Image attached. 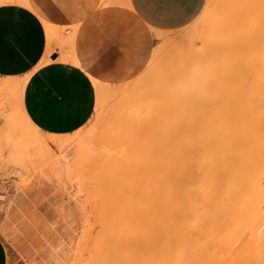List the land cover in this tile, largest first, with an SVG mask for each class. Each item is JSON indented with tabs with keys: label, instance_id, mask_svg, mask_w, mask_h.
Here are the masks:
<instances>
[{
	"label": "bare ground",
	"instance_id": "6f19581e",
	"mask_svg": "<svg viewBox=\"0 0 264 264\" xmlns=\"http://www.w3.org/2000/svg\"><path fill=\"white\" fill-rule=\"evenodd\" d=\"M214 1L207 0L206 2L209 6V4L211 2H212L211 4H213ZM217 1H219V0H217ZM227 1L229 2V5L227 8L226 7L224 8L225 3L221 4L223 9L224 10L226 9V11H224L220 7L221 5H219V8H220L219 12H222L224 15L220 14L218 12L217 15L215 14L216 16H214L215 20H213L210 17L214 24L213 23H209V24L210 25L212 24L213 26L212 25H211V27L207 26L206 29L201 28L200 29V30H202L201 32L199 31V29L197 30L198 33L195 31L198 28V26L200 25V23H199V25H198V23H195L193 25H188L186 27H183L179 30H174L172 32L171 31H154V36L157 39H160V38L164 39V38H166V36H168V34L174 35L177 33L175 36L170 37V39H166L167 44H166V51H165L166 58H169V59L172 58L173 59V58L179 57L177 59H179V60L181 59L180 61L178 60L179 62H177V64H175L178 66L177 68H179V71H176V72L174 71V73L178 74L179 77L180 76L181 77L178 80H176V82H174V80L176 79V77H174L175 79L172 81L175 83L174 86H170V84H167L168 86L164 85L167 87H164V86L160 87L159 86L160 84L158 83V80L161 79V78H159V76L161 74V68H159L160 70L157 69L158 71L156 70L158 72V74H156V76L150 74L152 71H151V69L150 70L148 69V70L144 71V73L142 75L140 74V76H138V78L135 77L134 80L132 79L126 83L120 84L117 87H113L111 85L95 84L96 85V93H97V96L99 98L98 103L103 101L102 103H100L102 106L99 107L100 112L98 114L99 118H100L99 121L102 122V123L100 122V125H102L103 122L104 123L105 122H112L113 119L115 118L114 115H116L117 117H121V120H120V118L117 119L120 121V122L118 121L119 123H121L123 125L128 123L129 125L131 124L133 127V128L131 127L132 128V131H131L130 130L131 128L129 126V128H130L129 131H131V132H129L127 130V132H128L127 136L130 133L129 137H126L124 134H123L124 135L123 137L129 138V140H131L130 143L133 144L132 146L136 148V149L135 148L134 149L137 150V152L135 151L132 155H129L127 158L116 159L117 158L116 157L113 160L111 158H108V156L106 157V155H108V154H106L105 151H107V150H105V149H103L105 151L100 150V148H99L100 141L108 140L110 137H114L113 136L114 134H112L113 130L111 133V130L109 127H107L106 123L103 124V126L105 125V127H103V128H98L100 125L98 127H94L93 131L91 132L92 134L94 132L93 136L90 135L91 134L90 131H86V132H79L71 138H67V137H63V136H55V135H49V137H44L41 135L40 131L29 121L28 117L25 115V113H23L24 111L22 110L23 111L22 112L20 110L21 108H19V111H16L14 113L12 112L13 113L12 115L10 113V116L8 115L7 116L8 118L7 117L5 118V120L6 119L7 120H6L5 125L3 127L4 130L5 131L10 130L11 133L12 134L14 133L15 135L19 134L22 136L23 139H21V141L10 142L11 135L8 136L7 135L8 133H6V135L8 136V137L7 136L6 137L9 138L10 140L6 141L7 139L5 138V141L8 143H5V141L2 140V138L0 139V141L1 140L3 141V142H0L1 143L0 147H2V148H0V151L3 153L6 150L9 151L8 156L5 155L4 157L0 158V160H3V158H6L3 161H1L2 162L1 164L4 163L5 165H7L9 162H15L14 161L16 159L15 156L22 154V155L26 156V162L30 161V160L31 161L34 160L33 162L36 163L38 166L40 165L39 163L44 164L43 166H41L42 164L40 165L41 169H43L45 167V170L39 171L41 177H38L35 174V173H39V172H35V173L33 172L35 175L32 177V179L29 182H27V183L24 182L23 184H20V183L18 184V182H17V184L13 183V185H11L12 191H14L16 193V192H18L22 189H25L27 187H30L32 185L48 184V185L57 186L58 188L62 189L65 192L68 188V183L70 184V182H71V181L70 182H68V181L74 177L73 180H74L75 185H76L75 187H77V190L84 195V197H82L84 199L81 198L82 201L79 198L80 199L79 200L80 201L79 206L81 204V206L79 207V210L81 212L80 213L81 221L83 223V227L81 229H84V230H82V232L80 234V238H78L79 242L78 241L76 242V244H78V245L77 246L75 245L74 246L75 248L73 247L74 249L72 248L74 250L73 251L74 253L71 250V252L74 256H78V254H79V256L77 258H79V259H80V257L83 258V256L86 254H87L86 256H89V258H90V255H93L92 259H93V257H95L94 259L103 258L104 255H108L107 254L108 252L110 253V251H109L110 247H108L109 242H110L109 245H111V248H112L111 251L114 250V248L112 247V244L114 242L113 239H115L116 242L119 241V240H116V238L118 239L117 234H119L121 232V229H118L120 227H113L112 226L114 224L113 223L114 219L112 218L113 221H111L107 217V216H109V215H107L109 213V210L112 208H108L109 206H107V205H109V202H110L111 206L112 205L115 206L117 204L119 206L120 210L124 209L123 211H125V210L127 211L128 209H126V208L128 207L130 209L129 205L132 204L131 201L135 198V196H136V198H138V201L141 199L139 204L142 202L143 208L142 207L139 208L140 212L137 214L138 218H139V220H138L139 224L136 223V224H138V227L135 228L136 230L133 229L134 234H132V236L135 237L138 244L140 243L139 249H141V252L146 253V254L157 253L158 257L159 256H167V255L171 254L170 252L173 250L172 246L173 245L176 246V244H178L181 241L179 243V245L182 244V246L178 245V250H177V248L175 249L176 253H178V254H184L183 252L187 253L186 250H188V248L183 250V247L185 246V244H183V242H188L190 237H193L196 234L198 227L200 226L201 220L199 219L198 214H200L201 211L203 210L204 204L207 200V198L204 195H201V191H203V188H205V186L209 185V184L220 190L219 196H213L212 197V200L214 202V206H213L214 210L212 213L213 219H216L221 214H224V216H223L224 219L220 223H218V225L216 227L215 235L217 234V235L232 236L233 237V236H237L238 234L241 233L243 235L247 234L249 236L248 237L246 235L247 238H244L246 241H247V239H250L252 242V239L254 237L256 239H257V237L258 238L260 237V239H258V240L264 241V239H263L264 238V228L262 229V227H261L264 224V220H263L264 219V217H263L264 216V192L262 191V188H261L262 187L261 176L258 174L256 169H252L250 171V173H249L250 175L247 177L248 179L246 177H244L243 174L240 175V173H239V171H240L239 166H241L239 163L242 161L241 162V164H242L243 159H249L253 163V161L255 162L257 160V157L259 156V154H257L258 156H256V153L254 152L255 149L253 150V147L250 146L251 145L250 142H249V144L246 143L247 140L244 142L245 137H243L242 138L243 141H241L242 143L243 142L244 143L243 144L241 143L242 145L239 143L241 146H238L235 143V136L232 133V128L229 126L231 122L229 121L230 119L228 120V118L230 116L228 118L226 117L227 120L223 117V121L220 123V125H218L217 128L213 130L214 131L213 135L218 137L217 144L212 148L213 154L209 155V156L207 155V157L205 159L191 160L192 168L187 162V161L190 162V160H178V161H176V163L177 162L178 163L176 164L177 172L175 170V172H176L175 177L172 173V159L169 157V152H168V148H167V145H168L167 144V141H168L167 129L169 127L167 125V122L171 118V114H172L171 113V109H172L171 107H172V102L174 100V97L184 96V95L189 94V93L191 95L192 91L195 90L194 83L197 80L196 77H202V75L203 76H209L213 73V71H214V74H216V70H213V71L211 70L214 67L210 66V65H212V63H210L208 60L211 59L213 56H216L214 52L217 51L216 48L218 46L217 45L211 46V44L213 42H217L216 41L217 36L220 35L219 33L221 31H222L221 40H223V42L225 41V44L222 43V44H224L222 46H227L228 45V43H227L228 39L226 38V36L228 34L225 35V34H223V32L227 33L226 30H232V29L235 30V27L238 26L237 21L240 18L242 20H247L250 16H252L253 14L260 11V7L258 4L259 0H230V1L227 0ZM222 2H223V0H222ZM259 13H257V14H259ZM219 14H220L221 18L219 16ZM257 14H255V16ZM260 16H262V15L260 14ZM257 17H258V15H257ZM262 19H263V17H262ZM205 21H206V18H205ZM208 21H207V25H209ZM239 21L241 22V20H239ZM262 21L264 24V20H262ZM252 22H253V20H252ZM257 22H258V20H257ZM254 23H255V21H254ZM258 23H260V21ZM261 24H262V22H261ZM244 25H245V23H244ZM253 25L255 26V24H252V26ZM205 26H206V24H205ZM263 27H262V30L264 31ZM199 28H200V26H199ZM242 28H244V27L242 26ZM47 29H48V33H47L48 35L50 34L54 38H56L59 35V32L57 30H53L54 28L51 29L49 27ZM223 29H225V31ZM218 30H219V33H217ZM249 30L253 31L254 27H253V29L250 28ZM215 31H217V32H215ZM246 32H247V29H246ZM260 33H262V37L260 36L261 35ZM251 34H253V33L251 32ZM255 34H256V32H255ZM215 35H217V36L212 37ZM229 35H230V33H229ZM231 35H232V33H231ZM235 36H236V33H235ZM255 36L257 37V40H260V39L263 40L264 32L261 31V32H259V36H258V34ZM223 37H225V40ZM252 37H254V35ZM258 37H260V38H258ZM214 38H216V40ZM218 38H220V36ZM194 39H196V40L193 41ZM250 40L252 41V39H250ZM255 40H256V38H254V41ZM261 40L259 42L260 43L262 42V44H263L264 42ZM191 41H192V43H190ZM218 42H219V39H218ZM64 43H67V42L65 41ZM182 43H184V44H182ZM251 43L248 45H251ZM255 43H257L258 45H261L256 41H255ZM255 43H252L253 44L252 47H255L254 45H257ZM62 45L65 46L64 44H62ZM233 45H234V43H233ZM258 45L256 47H258ZM220 46H221V43H220ZM234 46H236V45H234ZM239 46H241V45L239 44ZM228 47H230V46L228 45ZM259 47H258V53L259 54L257 55V58L251 57V53L250 54L248 53V55H247L248 57L244 55L243 60H242V58H241V60L239 58L238 59L235 58L236 60L234 59L235 61H233L232 60L233 57L236 56L235 52L230 53L231 54L230 56L235 54V56H232V58H230L231 61L228 58L230 63L232 61L236 62L238 60L239 61L247 60L245 62H248L251 60V58L254 59L253 63H255V62L256 63L254 64V66L251 67V68L254 67L253 70H251V68H250V70L252 72L250 71L248 74L252 73L251 74L252 76L255 74L256 77L262 78L259 81L262 80L261 84L263 83L262 86L259 87V85H261V84L257 83V82H259L258 79L254 80V77L252 78L253 81H255V84L256 83L258 84V86H256L255 84L251 85L252 82L250 84L251 86H254V87L256 86V89H258V90L253 89V88L248 86L251 90H253V92H254V90H256V92H254V93H257V91L259 93L260 92L259 90L261 89V87H263L262 90L264 91V48H262V46H261L260 47L261 50H259ZM225 49L229 50V48L228 49L225 48ZM234 49H236V48L234 47ZM162 50L159 49L157 51L154 50L152 52L150 61L148 62L151 68L153 66H155V64L158 65V63L155 62L156 60L162 62L160 60L161 58L158 60V57L163 53ZM223 50L224 49L221 48V51H223ZM218 51H220V50H218ZM218 51H217V53H218ZM229 51H232V49ZM235 51L238 53H241V50H239V51L235 50ZM259 51H261V52H259ZM226 52H227V54L229 53L228 51H226ZM221 54H219V55H221ZM227 54H226V57L228 56ZM221 56H223V54ZM237 56H239V55H237ZM245 57H246V59H245ZM248 58H250V60ZM62 59L65 61H68L69 59H71L73 62H76V61H74V58L71 56L70 53H66L65 55H63ZM177 59H176V61H177ZM220 59H221V57H220ZM255 59H257L258 62L255 61ZM215 60H216V58H215ZM224 60H227V59H224ZM223 61L221 63L225 65L226 62H223ZM251 61H250V65H253L251 63ZM238 62H236L235 64H233V63H231V64L235 66ZM245 62H243V64L241 62L238 63L240 68L242 67V65H243V67L245 66L244 65V64H246ZM165 63L169 64L170 62H165ZM222 64H219V65H221V67L219 66L220 67L219 69L223 73V74L221 73L223 75L222 78H221V76H218L219 78H217V80H216L217 76L215 75L216 77H214V75H213L214 79L217 82L219 80V83L221 82L220 80L225 81L224 80L225 79L224 73L226 75L228 73L230 74L229 70L231 69V73H232V70L234 69V66L232 67L231 64L228 63L226 65H230L233 69L230 68L229 66L225 65L224 66L225 69H226V67H229V69L227 70L228 73H226L225 72L226 70L224 69V67L222 68V66H223ZM247 64L249 67V63H247ZM159 65H158V67H159ZM175 65H173V68L176 67ZM238 65H236L237 67H235V70L237 69V71H238V69H240V68H238ZM161 66H163V63H161ZM169 66H171V65H169ZM155 67H157V66H155ZM246 67H247V65H246ZM242 69H241L240 73L243 71ZM248 71L246 70V72H248ZM238 72H237V74H239ZM171 73L173 74V72H171ZM217 73H218L217 75H220L219 71ZM232 74L234 75L235 73H232ZM244 74H245V71H244ZM182 75H183V77H182ZM194 75H196V76H194ZM172 76H174V75H172ZM242 76H243V72H242ZM242 76H241V74H239V77L236 76L239 78L238 82L243 81L244 78L246 77V78H248L247 79L248 80L247 85H248L249 84L248 82H250L249 75H248V77L247 76L242 77ZM229 77H230V75H229ZM165 78H167V77H165ZM240 78H241V80H240ZM5 79H9V78H5ZM15 79H17V78H14V81L12 80V81H7V82H4V80L2 81V79H1L2 83H0V94H5V93L8 94L9 90H12L13 93H15V94H19L20 91L22 92V90H23L22 84L24 85V83L22 82V79L21 80L19 78H18V80H15ZM168 79H170V78H168ZM226 80H229L228 75H227ZM25 81H26V79H25ZM223 81H222V83H224ZM233 81H235V80L233 79ZM217 82H216V84H217ZM235 83H236V81H235ZM242 85H244V84L242 83ZM247 85H245V86H247ZM237 86L241 87V85H239V84ZM219 88H221V86ZM223 88L224 87H222L219 90H222ZM249 88H247V89H249ZM239 89H241V88H239ZM7 90H8V92H7ZM223 90L225 91V89H223ZM227 90H230V89H227ZM251 90H250V92H252ZM12 91H10V92H12ZM137 91H139V92H137ZM131 93L139 94V96H137V98H135V99H131L129 97V94H131ZM260 93L264 95V93H262V92H260ZM10 95H9V97H10ZM17 97H19V96H16L15 100H17ZM5 99L6 98H4V100ZM10 99H12V98H10ZM112 99L115 100L117 104H118V101L122 100L123 105H125L124 110H122V108H123L122 107L118 113V111L113 110L112 107H114V106L106 107V106H108L107 102L111 103L113 101ZM135 104H136V108H134ZM1 105H4V104H1ZM119 106H120V104H119ZM132 106H133V108H132ZM112 110H113V112L115 111L116 114H113ZM159 116H162V118L160 119ZM99 121H98V123H99ZM114 122H117V121L114 120L113 123ZM123 125L120 126L121 129H125V130L128 129V128H126V127H128L127 125L125 128L123 127ZM106 127H107V129H106ZM104 128L106 131L104 130ZM111 129H113V128H111ZM98 131H102V134L99 135L97 133ZM4 134H5V132L3 131V135ZM3 137H5V136H3ZM261 138H263V137H261ZM161 140L163 141V144L160 142ZM261 140H263V139H261ZM94 141L96 142V145H95ZM49 142H51L58 150H61L65 144H72L73 143V148L76 147V149L72 152V154H76V157H75L76 162H68V161H66L67 159L64 156L56 155V153H54L50 149V147L48 145ZM102 145H105V144H102ZM124 146H125V144H124ZM90 147L97 148V149L99 148V150L101 151L99 153L101 155H99V153L98 154L94 153L93 149H90ZM100 147H101V144H100ZM1 149H3V150H1ZM122 149H124V148L122 147ZM110 150H111V148H110ZM111 151H109V152H111ZM140 151L142 152V154L145 155V156L144 155L142 156V157H145L143 160H140V158H137L136 153L138 154ZM1 152H0V155H1ZM102 152H105L106 155L103 154ZM109 152H107V153H109ZM263 152H264V150H263ZM142 154H140V157ZM263 155L261 153V156H263ZM1 156H3V155H1ZM150 157H152V159ZM17 160L18 159H16V161ZM21 160H23V159H21ZM27 163H29V162H27ZM48 163H49V167H50L49 169H47ZM72 163L77 164V167H80L82 171H79L80 169H78L77 167H74ZM121 163H124L125 168L120 166ZM186 163H187L188 167L186 166ZM245 163H247V162H245ZM45 164H46V166H45ZM11 165H10V167H12ZM132 165L140 166V167H142V169L147 167L148 173H145L144 175H141L138 177H134V179H132L133 176L131 174L129 175L128 170H127V169H130V167ZM1 166H3V165H1ZM177 166H178V168H177ZM206 166L213 171H219L220 172L221 184L217 183V182H213L214 183L213 184V183H210L211 181L205 182V181H202L200 179L199 175L202 173V171H204V167H206ZM27 167H28V165H27ZM3 168L4 167H2V168L0 167L1 170ZM31 168L32 167L30 166V169ZM35 168H37V167H35ZM75 168H77V169H75ZM71 169H72V171H75V172H76V170H78L77 172L79 174L76 172V175H74L73 177H70V175L72 174L70 172ZM122 170H126V171L123 173H120ZM4 173H6V172H4ZM4 173L3 174L0 173L1 174L0 175L1 176L0 177V185H2V183L4 181H6V180H4V178L2 176H5V179L8 178V176L6 178V175ZM8 173L9 172H7L6 174L8 175ZM194 177H196V178L198 177L197 179H200L201 181H199L197 179H195V181H194ZM135 180L137 181V189L136 190H135V185L134 186L132 185ZM122 182L125 183V185H123V187H120V183H122ZM101 183H104L103 186H107V187L101 186L100 185ZM72 184H73V182H72ZM3 185H4V183H3ZM117 185H118V187H117ZM69 186H71V184ZM130 186H132V187L130 188ZM110 187L114 188V192L111 191L112 189ZM119 187L122 189H119ZM133 189L136 191L135 193L138 192V194L141 198L138 197V195H134L133 199L130 200V203H128L129 201L125 203V201H124L125 198L123 201H120L123 203H120L119 202V200H121L120 197H121V195H124V193H126V195H124L126 197H127V194L129 193L128 199L132 198L133 193H134V192L132 193ZM105 190H109L108 193L110 194V198H108L106 196V194L104 193ZM196 191H197V194L199 193L198 195H201V196L198 198V201H193L192 198L194 197V194L196 193ZM75 192H77V191H74V193ZM245 193L249 194L250 197L247 196L248 197L247 199H243V196ZM75 195H77V193H75ZM73 198H74V195H73ZM4 200H5V196L3 194H0V204L1 205L3 203L2 201H4ZM136 200L137 199H135L134 201H136ZM194 200H196V198H194ZM113 202H115V203H113ZM143 202H144V204H143ZM194 202H196V203H194ZM246 202L247 203L250 202L252 204L251 207H253V204H254V206L256 205L257 206V214L256 215H258L259 218L263 217V219H259V221H258L257 220L258 216H256V220L258 222L255 220L257 222L256 223L253 220L254 223H256V225L253 223V221L244 222V221H246V215H244V213H243L244 211L242 212L243 214H241V213H240L241 215L239 214V211H242L241 209H243V207L245 208V205H247ZM76 203L78 204V201ZM97 205H98V207H99V205H102V207L98 208V207H96ZM103 205H106V206H104V208H103ZM117 205H116V207H118ZM116 207H115V210L117 209ZM134 208H135V206H134ZM100 209H101V211L104 210L103 214H102V212L99 211ZM107 209H108V213H107ZM95 210H96V213H94ZM118 210H116V211H118ZM88 211L90 212L89 217L87 216ZM92 211H93V213H92ZM97 212H99V213L97 214ZM118 212H120V211H118ZM118 212H116L117 216H118V214H117ZM110 213L114 214V210H113V212H110ZM128 213H129V210H128ZM251 214H255V212H251ZM3 215L0 216V223L3 222ZM102 215L104 216L105 219L108 218L107 220H105L106 221L105 223H107L108 220L111 222L110 226L108 225L109 222L107 225L105 224V229H104V220H103L104 218ZM134 215H136V214H134ZM140 215H141V217H140ZM117 216H114V218L116 217L115 219H117ZM130 216L131 215L129 214V217ZM94 218L96 219V221H94L95 220ZM123 218H125V217H122L121 219H123ZM126 218H128L127 215H126ZM119 219H120V215H119ZM140 219H141V221H140ZM120 221L125 222V219L120 220ZM91 222H93V223H91ZM119 222H118V224H119ZM128 223H129V221H128ZM91 224H94V226L96 228L93 227L90 229V227L93 226ZM120 224H121V222H120ZM122 224H123V222H122ZM126 224H125V226L128 225V224L127 225ZM106 226H108V229L106 228ZM114 226H116V225L114 224ZM128 227L130 228L129 225H128ZM123 228H126V227H124V224H123ZM258 228H260V229H258ZM2 229L3 228H1L0 230H2ZM99 229H100V233H98L96 235V233H97L96 231L99 232ZM261 229H262V232H261ZM258 230H259V234H258ZM3 232L4 231H2L1 233H3ZM122 232L124 233V239L126 241H128L129 237L131 236V233H130V236H127L128 235L127 231H125V232H127L126 234L124 232V229ZM101 233L102 234L105 233V237L103 235L104 240L101 239V243L99 242L97 244V243H95V240H93L95 238L94 236H96L95 239H99L100 236H101V238H103ZM123 233H122V235H123ZM89 234L90 235L92 234V235L90 236ZM114 234H115V236L117 235L116 238H113ZM3 235H4V233H3ZM186 237L187 238L189 237V238L186 240ZM242 237H245V236H242ZM120 238L122 239V241H120V243H121V242H123L124 239L122 237H119V239ZM193 238L195 239L194 240V243H195V241L198 239H196L197 237H193ZM229 238H231V237H229ZM255 238H254L253 244H251V246L254 245V249H257L258 247L254 244V241L256 240ZM182 240H183V242H182ZM91 241H93V243ZM130 241H132V240H130ZM133 241H134V239H133ZM174 241H179V242H177L176 244H173L172 242H174ZM191 241L192 240L190 239V242ZM242 242H243V240H242ZM125 243H124V245H121V247L125 246ZM256 244L258 245L260 243L258 242ZM129 245H130V243H129ZM131 245H132V243H131ZM187 246H185V247H187ZM136 247H138V246H136ZM180 247H182V249H180ZM194 247H196V246L194 245ZM194 247H191V248L193 249ZM198 247H196V249ZM230 247H233L232 243H231ZM244 247H246V246H244ZM263 247H264V243H263ZM263 247H261V248L263 249ZM201 248H202V246H201ZM248 249H249V247H248ZM107 250H108V252H107ZM230 250H232V249H230ZM82 251L84 253L83 255L81 254ZM121 251H123V250L121 249ZM189 251H190V249L188 250V252ZM193 252H197V250L195 251V249H194ZM253 252H254V250H253ZM176 253H174V254H176ZM157 255L154 254V256H156V257H157ZM106 257H109V256H106ZM63 259H64V257L61 258L60 261ZM55 264H56V262H55Z\"/></svg>",
	"mask_w": 264,
	"mask_h": 264
},
{
	"label": "rangeland",
	"instance_id": "374dc122",
	"mask_svg": "<svg viewBox=\"0 0 264 264\" xmlns=\"http://www.w3.org/2000/svg\"><path fill=\"white\" fill-rule=\"evenodd\" d=\"M212 1H214V0H212ZM222 3H225L224 4L225 6L223 5L224 8L225 7L227 8L228 5H229V2L227 0H223V2H222V0H219V1L215 0L214 3L211 4V5L209 4V6H208V4L206 2V4H205L203 10L201 11V13L199 14V16L192 23H190L189 25H193L195 23H198V25H199V23H200V25H199L200 28L198 26V28L195 30L196 32H197L198 29L201 32L202 31V30H200L201 28L202 29H206L207 26L211 27L212 24L210 25L209 23H213L212 19L215 20L214 16H216L217 13L220 11L219 5H221ZM258 4H259V7H260V11H258L257 13H259V12L260 13L259 14L255 13V14L258 15V17H257V15L255 16V14H253L247 20H242L240 18L239 20H241V22L239 20L237 21L238 26L235 27V30L234 29L226 30L227 33L223 32V34H225V35L228 34L226 36V38L228 39L227 43H228V45L230 47H228L227 44H226L227 46H222V45L225 44V41L223 42V40H221L222 31L220 33H219V30H218V32L215 31V32L220 34L219 35L220 38H218L219 36H217V35L212 36V37H216L217 36V40H216V38H214L217 42H213L211 44V46L212 45L213 46L217 45L218 46L216 48L217 51L218 50L221 51V48L224 49L221 52L218 51V53H217V51H215L214 53H215L216 56H213L211 59L208 60L210 63H212V65H210V66L214 67L211 70L212 71L216 70V74H214V71H213V73L211 75H209V76H203L202 75L203 78L202 77H196L197 80L194 83L195 90L192 91L191 95L189 93V94H186L184 96H176V97H174V100L172 102V107H171L172 108L171 109V113H172L171 114V118L167 122V125L169 126L168 129H167V137H168L167 148H168V152H169V157L172 159V173H173L174 177H175V174L177 172L176 164L178 162L176 163V161H178V160H190V162L189 161H187V162L191 166V160L205 159L207 157V155L209 156V155L213 154V152H212L213 149L212 148L218 142V137L213 135V133H214L213 130L216 129L218 125H220V123L223 121V117L227 120V118L230 116L228 118V120L230 119L229 121L231 122L229 126L232 128V133L235 136V143L238 146H241L247 140L246 143L249 144V142H250V144H251L250 146L253 147V150L255 149L254 152L256 153V156H258L257 154H259V156L257 157V160L255 162L253 161V163L249 159H243V163L241 164L242 161L239 163L241 166H239L240 167L239 168L240 171L239 170L238 171H239L240 175L243 174V176L247 178L250 175L249 174L250 171L252 169H256L258 174L261 176V185H262L261 188H262V191L264 192V155H263L264 154V152H263V150H264V95L260 93V92L264 93V91L262 90L263 87H261V89L259 90L260 91L259 93H258V91H257V93H254V92H256V90H258V89H256V86H258L257 83L261 84L262 80L261 81H259V80L262 79V78L256 77L255 74L252 76L251 75L252 73L248 74L251 70H253L254 67L253 68H251V67L254 66V64L256 63V62L253 63L254 59H252L251 57L257 58V55L259 54L258 53V47L259 46L260 47L262 46V48H264V43L263 44H262V42L260 43L259 41L261 39L257 40V37L255 36L257 34L259 36V32H261V31L264 32L262 30V27L264 26L263 21H262V20H264V15H263L264 14V6H263L264 5V0H259ZM220 7L223 9L222 5ZM224 11H226V9ZM219 13L223 14L222 12H219ZM220 14H219V16H220ZM260 14L262 16H260ZM262 17H263V19H262ZM205 18H206V21H205ZM220 18H221V16H220ZM252 20H253V22H252ZM257 20H258V22L260 21V23H258ZM207 21H208L209 25H207ZM254 21H255V23H254ZM243 22L245 23V25H244ZM261 22H262L263 25L261 24ZM205 24H206V26H205ZM252 24H255V26L254 25L252 26ZM242 26L244 28H242ZM253 27H254V30L250 31L249 29L250 28L253 29ZM246 29H247L248 33L246 32ZM263 29H264V27H263ZM223 30L225 31V29H223ZM251 32L253 34H251ZM255 32H256V34H255ZM229 33H230V35L232 33L233 36L232 35L230 36ZM235 33H236V36H235ZM176 34H174V35L173 34H168V36H166V38H164V39L163 38L157 39V38L154 37V32L153 31L150 32V44H151L150 45V50L157 51L159 49L160 50L163 49L162 50L163 53L158 57V60L161 58L160 60L162 62L157 61V60L155 61L156 63H158V65L160 64L159 67H158L157 64H155V66H157L158 68L155 67V66H153L151 68L149 63H148L149 61H147V60L145 62H141L140 63L141 64V68H140L139 72L133 78H130V80H132V79L134 80L135 77L138 78V76H140V74L142 75L144 73V71H146L148 69L149 70L151 69V71H152L150 74L156 76V74H158V72H157L158 70L157 69L161 68V74L159 76V78H161V79L158 80V83L160 84L159 86L162 87V86L167 85V84H170V86H174L175 85L174 82H176V80H178L181 77V76L179 77L178 74L174 73V71L175 72L179 71V68H177L178 66L175 65V64H177V62H179L181 59L180 60L177 59L179 57L173 58L174 60L172 58L171 59L166 58L165 51H166V44H167L166 39H170V37H173ZM260 34H261L260 36L262 37V33H260ZM253 35H254V37H252ZM223 38L225 40V37H223ZM254 38H256L255 41L258 42L261 45H258L257 43H255ZM258 38H260V37H258ZM196 39H194L193 41H195ZM218 39H219V42H218ZM250 39H252V41ZM261 41L264 42V38ZM232 42L236 46H234ZM251 42L257 44L258 47H256L257 45H254L255 47H252L253 44ZM184 43H182V44H184ZM190 43H192V41ZM220 43H221V46H220ZM222 43H224V44H222ZM250 43H251V45H248ZM239 44L242 47L239 46ZM234 47L236 49H234ZM260 47H259V50H261ZM225 48H227V49L229 48V50L232 49V51L226 50ZM235 50H238V51L241 50V53H238ZM226 51H228L229 53L227 54ZM232 52L236 53V56H235V54L232 55V56H235L232 59L233 61L236 60L235 58H237V59L239 58L240 60L242 58V60H243L244 59L243 58L244 55L247 56L248 53L249 54L251 53V57L250 58H251L252 61L250 60V58H248V59L251 61V63L253 65H250V61L245 62L247 60H244V61H239L238 60L242 64H243V62L246 63V64H244L245 65L244 67L241 64L242 67L240 68V66L238 65L239 62L236 61V62H238L236 65H238V68H240V69H238V71H239L238 72L237 69L235 70V67H237V66L236 65L234 66V65L231 64V63L235 64L236 62H233V61L231 63L229 62V59L232 58V56H230L231 55L230 53H232ZM259 52H261V51H259ZM221 53L223 54V56H221L222 55ZM225 53L228 55L227 57H226ZM217 54L218 55L221 54V55L218 56ZM237 55H239L240 57L237 56ZM220 57H221V59H220ZM215 58H216V60H215ZM176 59H177V61H176ZM222 59L223 60L227 59V60L223 61ZM245 59H246V57H245ZM222 61L226 62L225 65L229 63V64H231L232 67L234 66V69H233L230 65H226V66H229L230 68L233 69L232 73H235L234 75L231 73V69L229 70L230 74L228 73L227 70L229 69V67H226V69H225V67H224L225 65L221 63ZM230 61H231V59H230ZM255 61H257V59H255ZM165 62H170V63L167 64ZM161 63H163V66H161ZM247 63H249V67H248ZM219 64L223 65L222 68L224 67V69L226 70L225 72L228 73L227 75H228V78H229V80H226L227 75L224 73V78H225L224 80L225 81L220 80L221 81L220 83H219V80H218V82L216 81L217 78H219L218 76H221V78L223 76L222 75L223 74L222 71L219 69L221 67V65H219ZM169 65H171V66H169ZM173 65H175L176 67L173 68ZM246 65H247V67H246ZM250 68H251V70H250ZM241 69L243 70L242 71L243 72V76H242V72L240 73ZM246 70L247 71L249 70V71L246 72ZM218 71H219L220 75H217ZM236 71L239 74H241L242 77H245V76L248 77V75H249L250 82H248L249 83L248 85H247V81H248L247 79L248 78H246V77H245L246 79L245 78H244V80L242 79L243 81H239L238 82L239 74H237ZM244 71H245L246 75L244 74ZM171 72H173V74ZM172 75H174V76H172ZM213 75H214V77L217 76L216 80L214 79ZM229 75H230V77H229ZM194 76H196V75H194ZM236 76H238V77H236ZM165 77H167V78H165ZM174 77H176V79ZM182 77H183V75H182ZM253 77H254V80L258 79L259 82L256 81L257 83L255 84V81H253V79H252ZM168 78H170V79H168ZM241 78H240V80H241ZM233 79L236 81V83H235V81H233ZM130 80H126V81H123V82H117V83H108V84H112V85H115L113 87H117L118 84L130 81ZM173 80H174V82H172ZM222 81L224 83H222ZM216 82H217V84H216ZM251 82H252V84H251ZM242 83L244 85H242ZM238 84L241 85V87L240 86L238 87L237 86ZM250 84L251 85L255 84L256 86L254 87V86H251ZM262 84L259 85V87L262 86ZM245 85H247V86H245ZM167 86H164V87H167ZM220 86H221V88L224 87L223 89H225V91L223 89L219 90V89H221V88H219ZM248 86L253 88V89H256V90H254V92H253V90H251ZM239 88H241V89H239ZM247 88H249V89H247ZM227 89H230L231 91L227 90ZM250 90L254 94L252 92H250ZM137 92H139V91H137ZM137 96H139V94H136V93L129 94V97L131 99H135V98H137ZM97 103H98V101H97V97H96V104H95L94 112H93L92 116L90 117V119L81 127V129L83 131H87L89 129H93L94 127H98L100 125L101 121H99L100 118H99V115H98L99 112H100V109L99 108L96 109ZM107 103H108V105L114 106V107H112L113 110L118 111V113H119V110H121L122 107H123L122 110H124V108H125V105H123L122 100L118 101V104L116 103L115 100H113L111 103L110 102H107ZM119 104H120V106H119ZM132 108H133V106H132ZM134 108H136V104H135ZM12 109L15 110L14 106L8 105V106L4 107L3 116L5 114H7ZM113 110H112V112H113ZM115 111L113 112V114H116ZM114 117L115 118L113 119V121L114 120L117 121V122H114L115 124L113 123V121L112 122H105L107 124V127L110 128L111 133H112V130H113L112 134H114L113 135L114 137H110L108 140H102V141L99 140L100 141V143H99L100 150L101 151L103 149L107 150V151H105V150H103V151H105L106 154H108V155H106L105 152H102V153L105 154L106 157L108 156V158H111L113 160L116 157H117L116 159H118V158L119 159L120 158H127L129 155H132L135 151L137 152V150H135L136 148L132 146L133 144L130 143L131 140H129V138H126V137H129V134H130L129 133L128 136H127V133H128L127 130L129 131V129L132 127V125L131 124L129 125L128 123H127L128 125L127 124L123 125V124L119 123L120 122L119 120H117L119 118L121 120V117H117L116 115H114ZM159 117H160V119L162 118V116H159ZM2 118L3 117L0 116V127L4 123V120ZM98 121H99V123H98ZM105 123L103 122V124H105ZM103 124L100 125L98 128L105 127V125L103 126ZM121 125H123L124 128L127 125L128 127H126V128H128V129H126V130L125 129H121V127H120ZM129 126H130V128H129ZM107 127H106V129H107ZM111 128H113V129H111ZM132 128L130 129L131 131H132ZM104 130H105V128H104ZM131 131H129V132H131ZM97 133L100 135L99 132H97ZM123 134L126 137H123L124 136ZM243 137H245L244 138L245 140L242 143L241 141H243V139H242ZM261 137H263V138H261ZM261 139H263V140H261ZM160 142L163 144L162 140ZM239 143L240 144L242 143V144L240 145ZM100 144H101V147H100ZM102 144H105V145H102ZM124 144H125V146H124ZM95 145H96V142H95ZM122 147L124 149H122ZM99 148L98 149L97 148H93V152L98 154L99 152H101L99 150ZM110 148H111L112 151L110 150ZM73 150H75V149H73ZM109 151H111V152H109ZM107 152H109V153H107ZM261 153H262L263 156H261ZM140 154H142L141 151L138 154L136 153L137 158H140V160H143L145 158V157H142L144 154H142L141 157H140ZM99 155H101V154L99 153ZM150 158L152 159V157H150ZM14 161L15 162H9L7 165H5L4 163L1 164V162H0V167L1 168L4 167L2 170L0 169V173L3 174L4 172H6V173L9 172L8 175L6 173H4L6 175V178H7V176H8V178L5 179V176H2L4 178V180H6V181L3 182L4 185H3V183H2V185H0V191L2 193L7 194V196H11V192L6 190V184L7 183L8 184L10 182H12L14 184H17V182H18V184L19 183L23 184L24 182L27 183V182H29L32 179V177L35 174H36V176H40V172L39 171L45 170V167L44 168L42 167L43 169H41V166L44 165L43 163H39L40 165L41 164L42 165L38 166L36 163L33 162L34 160H32V161L30 160L31 162L27 161L29 163H27L25 159H23V160L19 159V161L18 160L17 161L14 160ZM245 162H247V163H245ZM9 164L13 168L10 167ZM72 164H73L74 167H77V164H75V163H72ZM1 165H3V166H1ZM27 165H28V167H27ZM30 166L32 167L31 169H30ZM45 166H46V164H45ZM47 166H48L47 169H49L50 168L49 167V163H48ZM120 166L124 167V163H121ZM186 166L188 167L187 163H186ZM35 167H37V168H35ZM77 168L80 169L79 171H82L80 167H77ZM77 168H75V169H77ZM177 168H178V166H177ZM191 168H192V166H191ZM127 170H128V174L129 175L131 174L133 176L132 179H134V177H138V176L144 175L145 173H148L147 167L142 169V167L137 166V165H132L130 167V169H127ZM175 170H176V172H175ZM77 171L78 170H76V172ZM125 171L126 170H122L120 173H123ZM33 172L34 173L35 172H39V173H35L34 174ZM70 172L72 173L70 175V177H73L74 175H76V172L72 171V169H71ZM199 176H200V179L202 181H205V182H210L211 181L210 183L217 182V183L221 184V179H220L221 174H220V172L219 171H213L210 168H208L207 166L204 167V171H202V173ZM73 178H71L68 181V182L71 181L70 182L71 186H69L70 184L68 183V188L63 193L62 205L61 206H62V208L64 210H61V212H59V216H58L59 220H61L63 222L62 228L56 230V233H55L56 234V241L53 244H45L44 243L42 245V248L45 249V252H44L43 256H40V257H38V256L36 257L35 256L36 252H34V250L32 249V248H36L35 241L33 240L32 236L31 237H27L26 234H21L20 233V228H19L18 224H15V222H17L18 220L17 221H13V222L4 221V222L0 223V225L2 224L0 226V229L3 228L0 231L1 232L4 231L3 232L4 235H3V233L0 232V237L6 243V245L8 246V248H9L11 254H12L13 264H28V263H30V264H55V262H56V264H264V247H263L264 241L262 240L263 241L262 242V241L258 240V239H260V237L259 238L257 237L258 235L256 236L257 239L254 237L256 239L254 241V244L258 247L257 249H254V245L251 246V244H253L254 238L252 239V242H251L250 239H247L248 242L244 239V238H247V236H248L247 234H246L247 235L246 236L245 234L243 235V234L240 233L241 235L238 234L237 236H233V237L232 236L217 235V234L215 235L216 227H217L218 223H220L224 219V217H223L224 214H221L218 218L213 219L212 213H213V210H214V208H213L214 202L212 200V197L213 196H219L220 190L218 188H216V187H213L210 184L206 185L205 188H203V191H201V195H204L207 198V200H206V202L204 204L203 210L201 211L200 214H198V217L201 220V222H200V226L198 227V230H197L196 234L193 236V237H197L196 239H198V240H196L195 243H194L195 239L193 237H190V239L192 240L191 242H190V239H189L188 242H183V240H182V242H183V244H185V246L188 245L187 247L184 246L183 250L188 248V250L190 249V251L188 252V250H186L187 253L183 252L184 254L176 253L175 249L177 248V250H178V245H179V243L181 241L180 242L179 241H174V242H172L173 244H176L177 242H179V243L176 244V246L175 245L172 246L173 250L170 252L172 255L170 254V255H167V256H159L158 257L157 253H154V254L157 255V257H156V256H154V254L142 253L141 249H139L140 248L139 247L140 243L138 244V242L135 239V237L132 236V234H134L133 229L138 227L139 218H138L137 214L140 212L139 208L142 207V202L139 204V202L141 200L140 199L141 197L139 196L138 192L135 193L136 192L135 190L137 189V181L136 180L132 184L133 186L135 185V190L133 189V191H132V193L134 192L132 198L128 199V194L129 193L127 194V197L124 196V195H126V193H124V195H121V197H120L121 200H119V202H120V201H123L124 198H125V200H124L125 203L128 202V201H129L128 203H130V200L133 199L134 195H138V197H140L139 198L140 200L138 201V198H136V196H135V198L131 201L132 204L129 205L130 209L128 207L126 208V209L129 210V213H128V210L127 211L126 210L123 211L124 209L120 210L119 206L117 204L116 205L118 207H116V205L115 206L114 205L111 206L110 202H109V205L106 204L107 206H109L108 208H112V209L109 210V213H108V209H107V213H108L107 215H109L107 217L111 221H113L112 220V218H113L114 219L113 223L116 225V226H114V224L112 223L113 224L112 226L113 227H120L118 229H121V232L124 229V232L125 231L128 232L127 236H130V233H131L132 237L130 236L129 240L126 241L124 239V233L123 232H122L123 235H122L121 232H120L121 234L120 233L117 234L118 235V239L116 238L117 235L115 236V234H114L113 238H116V240H119V241L116 242L115 239H113L114 242L112 244V247L114 248V250H112V251H111L112 248H111V245H109L110 244V242H109L108 247H110L109 248L110 253L107 250L108 253L107 252L106 253L108 255H104L103 256L104 259L103 258L94 259L95 257H93V259H92L93 255H90L89 253L88 254L90 255V258H89V256H86L87 255L86 254V255L83 256V258L80 257V259H79V258H77L79 256V254H78V256H74L72 254V252L74 251L73 250L75 248L74 246L78 245V244H76V242L77 241L79 242L78 238H80V234H81L82 230H84V229H81L83 227V223L81 221V215H80L81 212L79 210V207L81 206V204L79 206V202H80L79 200L82 197H84V195L77 190V187H75L76 185H75V182H74ZM197 178L194 177V181ZM200 179H197V180L201 181ZM72 182H73V184H72ZM103 184L104 183H101L100 185L103 186ZM123 185H125V183H123V182L120 183V187H123ZM103 187H107V186H103ZM117 187H118V185H117ZM120 187H119V189H122ZM131 187L132 186H130V188ZM8 188H10V187H8ZM110 188L112 189L111 191L114 192V188L113 187H110ZM74 191H77V192H75V193H77V195H75ZM108 191L109 190H105L104 193L106 194V196L108 198H110V194L108 193ZM12 192H13V194L15 193L14 191H12ZM72 194L74 195V198H73ZM198 194H197V191H196V193L194 194V197L192 198L193 201H198V198L201 196V195H198ZM247 196H249V194L245 193L244 196H243V199H247L248 198ZM194 198H196V200H194ZM82 199H84V198H82ZM82 199H81V201H82ZM135 199H137V200L134 201ZM75 201L76 202L78 201V204ZM2 202H3L2 205L0 204V216L4 214V211H5L6 206H7L6 205V200L2 201ZM113 203H115V202H113ZM120 203H123V202H120ZM194 203H196V202H194ZM249 203H247V205H245V208L243 207V209H241L242 211H239V214L240 213L241 214L244 213V215H246V221H244V222H251L253 220L255 221L256 220V216H258V215H256L257 214V206L255 205L256 206L255 207L254 204H253V207H251L252 204L251 203L249 204ZM143 204H144V202H143ZM106 205H103V208ZM133 205L135 206V208H134ZM96 207H98V205ZM101 207H102V205H99L98 208H101ZM115 207L117 208L116 210L119 209L118 211H120V212L116 211ZM113 210H114V214L115 215L110 213V212H113ZM99 211L102 212V214H103L104 210L101 211V209H100ZM115 211L118 212L117 213L118 216L116 215ZM251 212H255V214H251ZM89 213H90L89 211H88V214L86 213L88 217H89ZM92 213H93V211H92ZM94 213H96V210H95ZM98 213L99 212H97V214ZM129 214L131 215L130 216L131 218L129 217ZM134 214H136V215H134ZM119 215H120V219H119ZM126 215H127L128 218H126ZM114 216H117V219H115L116 217L114 218ZM122 217H125V218H123V219H125V222L124 221H120V220H123V219H121ZM140 217H141V215H140ZM263 217L259 218V216H258L257 220L259 221V219H263ZM103 218H104V216H103ZM107 219H105V218L103 219L104 220V229H105V224L107 225L108 222H109L108 225L109 226L111 225L110 224L111 222L109 220L107 221V223H105L106 222L105 220H107ZM94 221H96V219ZM119 221L121 222V224H120ZM128 221H129V223H128ZM140 221H141V219H140ZM254 221H253V223H254ZM115 222L117 224L119 222V224L117 225ZM122 222L124 224V227H126V228H123ZM91 223H93V222H91ZM126 223L130 226V228L128 227V225ZM136 223H138V224H136ZM256 223H254V224L256 225ZM94 224H91V225H93V226L90 225L91 227L89 226L90 229L95 227ZM125 224L127 226H125ZM261 227L263 229L264 228V224ZM106 228L108 229V226H106ZM260 228H258V229H260ZM100 229H99V232L96 231L97 232L96 235L98 233H100ZM262 229H261V232H262ZM127 232H125V234ZM258 234H259V230H258ZM101 235H102V237H103V235L105 237V233L104 234L101 233ZM242 236H245V237H242ZM15 237H18V239L17 238L14 239ZM94 237L96 238V236H94ZM104 237L101 238V236H100L99 239H95L94 238L93 240H95V243L98 244L99 242L101 243V239L104 240ZM119 237H122L124 239L123 240L124 243L126 242L125 246H122L124 249L121 247V245H124V243L123 242L120 243V241H122V239L120 238L121 239L120 240ZM229 237H231V238H229ZM132 238L134 239V241H133ZM188 238L186 237V240ZM130 240H132V241H130ZM242 240H243V242H242ZM91 242L93 243V241H91ZM128 242L130 243V245H129ZM258 242L260 243V244H258L259 246L256 244ZM131 243H132V245L134 247L131 245ZM231 243H232L233 247H230ZM193 244L196 247H198V246L199 247L196 249V247H194ZM200 245L202 246V248H201ZM136 246H138V247H136ZM179 246H182V244H180ZM244 246H246V247H244ZM191 247H194V248L192 249ZM248 247H249V249H248ZM261 247H263V249ZM233 248L234 249L236 248V249L234 250ZM121 249L123 251H121ZM180 249H182V247H180ZM191 249L193 251L195 249V251L197 250V252H193ZM230 249H232V250H230ZM39 250H40V247H39ZM71 250H72V252H71ZM253 250H254V252H253ZM174 253H176V254H174ZM81 254L82 255L84 254L83 251H82ZM53 256H54V258H53ZM106 256H109V257H106ZM32 257H35V258L33 260L29 261V258H32ZM63 257H64V259L60 261V259L63 258Z\"/></svg>",
	"mask_w": 264,
	"mask_h": 264
},
{
	"label": "crops",
	"instance_id": "0c3cea01",
	"mask_svg": "<svg viewBox=\"0 0 264 264\" xmlns=\"http://www.w3.org/2000/svg\"><path fill=\"white\" fill-rule=\"evenodd\" d=\"M206 1L0 0V83L14 78L24 83L20 95L12 90L0 94V116L4 120L0 139H11L10 142L23 139L3 128L5 118L19 108L44 137L71 138L86 132L81 127L92 116L96 97L99 99L95 84L115 86L108 83L133 78L141 68L140 63L150 61L153 51L150 32L188 26L199 16ZM48 26L59 32L56 38L47 34ZM66 53L76 62L63 60ZM100 103L96 109L102 106ZM8 105L15 110L3 116ZM87 131L91 133L93 129ZM6 133L12 138H7ZM48 145L56 155L76 162L73 143L65 144L61 150L51 142ZM1 155L0 158L8 156L9 151ZM15 158L26 160L22 154ZM11 185L12 182L6 184L11 196L0 191L7 205L3 222L18 220L15 224L20 233L32 236L35 241L36 248H32L35 256H43L42 245L53 244L56 230L63 225L58 216L64 210L61 206L64 191L54 185L36 184L13 194ZM0 264H13L12 254L1 237Z\"/></svg>",
	"mask_w": 264,
	"mask_h": 264
}]
</instances>
